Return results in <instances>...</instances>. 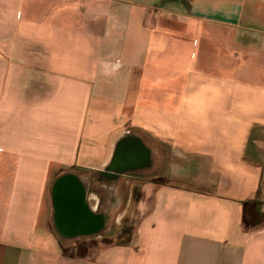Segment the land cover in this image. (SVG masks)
I'll return each instance as SVG.
<instances>
[{"label":"crops","instance_id":"1","mask_svg":"<svg viewBox=\"0 0 264 264\" xmlns=\"http://www.w3.org/2000/svg\"><path fill=\"white\" fill-rule=\"evenodd\" d=\"M0 264H264V0H0Z\"/></svg>","mask_w":264,"mask_h":264},{"label":"rangeland","instance_id":"2","mask_svg":"<svg viewBox=\"0 0 264 264\" xmlns=\"http://www.w3.org/2000/svg\"><path fill=\"white\" fill-rule=\"evenodd\" d=\"M129 235H130V229H129V227L125 226L122 235H120L118 238H116V242L124 241L125 239L128 238Z\"/></svg>","mask_w":264,"mask_h":264}]
</instances>
